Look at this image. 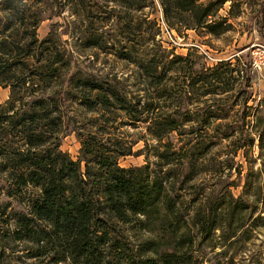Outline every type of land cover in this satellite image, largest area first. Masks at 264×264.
Listing matches in <instances>:
<instances>
[{
    "label": "trees",
    "instance_id": "16d2710c",
    "mask_svg": "<svg viewBox=\"0 0 264 264\" xmlns=\"http://www.w3.org/2000/svg\"><path fill=\"white\" fill-rule=\"evenodd\" d=\"M110 1L135 9L153 3ZM226 1L160 3L170 30L221 37L233 27L215 20ZM44 6L0 0V86L10 90L0 103V195L10 200L0 205V264L16 245L31 264H207V247H220L218 256L236 248L242 261L258 262L260 254L246 250L264 230V100L248 105L250 77L222 61L185 79L177 95L173 74L198 73V49L174 55L156 37L141 59L135 46L122 54L138 64L124 80L74 70L61 38L38 34L52 17ZM256 22L264 38V0ZM200 90L213 97L209 108L233 100L226 111L239 104L238 114L173 115ZM128 127L145 132L131 141ZM72 132L81 144L77 159L62 149ZM140 140L146 162L121 166Z\"/></svg>",
    "mask_w": 264,
    "mask_h": 264
},
{
    "label": "rangeland",
    "instance_id": "374dc122",
    "mask_svg": "<svg viewBox=\"0 0 264 264\" xmlns=\"http://www.w3.org/2000/svg\"><path fill=\"white\" fill-rule=\"evenodd\" d=\"M233 2L240 3L233 10V14L237 17L230 15ZM259 3L260 0H227L215 20L222 22L228 20L227 23H231L233 27L221 37H214L201 30L193 29H182L179 33L176 30L170 31V33L165 30L163 33L160 26L163 15L160 0H153V3L141 9L129 8L122 3L110 0H42V5L48 8L47 13L52 17L41 23L38 34L40 38H44L53 30L67 48L74 70L79 69L98 76L117 75L123 80L129 75H134L138 70L137 62L130 61L126 56L125 58L123 56L129 52L130 46H135L132 54L138 60L145 56L148 45L146 42L153 37H156V41L167 48L168 53L174 55L186 56L191 49L197 48L198 56L195 58V69L198 70V73L190 76L184 72L173 74V83L178 90L177 95H181L180 87L185 79L186 83L189 84L194 77L208 73L206 67L216 66L222 61H230L243 69L246 77H250L252 98L249 99L248 105L258 106L259 102L264 100V69L253 70L249 61L255 52L259 51V46L264 45V38L257 30L256 22V11ZM259 53L256 56L262 57ZM246 64H248L247 67ZM240 81H238L239 84L237 83L235 90L228 95L229 99H234L231 97L237 96ZM202 91L192 93V100L189 104L177 103L174 110L178 113L173 115L184 116L189 114L193 118H200L214 110L218 118L224 119L238 114L236 111L240 109L239 104L226 111L230 109V103L233 100L230 101L229 106L216 104V106L209 108L207 101L213 97L201 94ZM9 94V88L0 86V103L5 102L9 98ZM214 97L225 99L227 95H215ZM241 99L239 96V103ZM222 108L225 111L222 112L220 110ZM164 110L174 111L167 107H164ZM123 129L131 135L128 137L131 141H137L142 137V132H145L142 128L128 127ZM144 145L143 140L137 142L133 146L135 154L120 158L119 164L123 167L144 164L146 156L139 153ZM80 147L81 144L75 132L63 137L62 149L69 152L74 159L78 158ZM240 158L241 155L237 157V160ZM241 189L240 186L237 189L233 188V191L238 195ZM9 201L6 195H0V205L5 206ZM15 205L13 202L12 207ZM259 210L264 211V208L259 207ZM0 228L4 230L6 226H2L0 222ZM247 248L246 251L249 256L254 253L260 254L258 262L252 263L250 259L242 261L243 252L236 248L231 249L225 255L218 256L216 252L221 250L220 247L215 249L216 252H210V248L207 247L206 252L212 258V261L207 262V264H264V230ZM13 250H9L10 254L2 258L3 264H31L32 261L25 256L24 251H20L21 247L16 245ZM231 256L232 258H230ZM231 259L234 262H231Z\"/></svg>",
    "mask_w": 264,
    "mask_h": 264
},
{
    "label": "built area",
    "instance_id": "2783aa9c",
    "mask_svg": "<svg viewBox=\"0 0 264 264\" xmlns=\"http://www.w3.org/2000/svg\"><path fill=\"white\" fill-rule=\"evenodd\" d=\"M160 26H161V30L164 33L165 30L168 31L170 33V30L167 23L164 20L163 15L161 16V21H160ZM260 48L258 52H255V54L252 56L251 58V68L253 70H263L264 69V45H260ZM260 52V53H259ZM259 53V55H261L262 57H257L256 55Z\"/></svg>",
    "mask_w": 264,
    "mask_h": 264
}]
</instances>
